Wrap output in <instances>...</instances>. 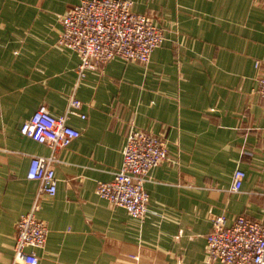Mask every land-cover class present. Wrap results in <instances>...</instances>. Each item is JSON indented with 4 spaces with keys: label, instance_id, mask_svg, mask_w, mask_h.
<instances>
[{
    "label": "crops",
    "instance_id": "obj_1",
    "mask_svg": "<svg viewBox=\"0 0 264 264\" xmlns=\"http://www.w3.org/2000/svg\"><path fill=\"white\" fill-rule=\"evenodd\" d=\"M79 0H0V264L15 260L16 223L38 182L33 155L53 156L57 189L41 194L48 226L36 264H222L206 235L215 215L264 223V0H132L165 30L149 62L115 57L79 78L77 54L57 43L61 16ZM80 135L53 148L19 127L41 105L54 115L69 97ZM163 137L168 158L148 172L149 210L131 216L95 192L122 161L126 133ZM245 177L231 191L232 174ZM128 256H136L130 261Z\"/></svg>",
    "mask_w": 264,
    "mask_h": 264
},
{
    "label": "built area",
    "instance_id": "obj_2",
    "mask_svg": "<svg viewBox=\"0 0 264 264\" xmlns=\"http://www.w3.org/2000/svg\"><path fill=\"white\" fill-rule=\"evenodd\" d=\"M62 30L57 43L73 50L79 57V78L85 70L97 68L118 57L125 61L147 64L153 50L165 39V29L151 16L135 12L132 0H79L61 16ZM255 91L264 96V65ZM81 100L71 95L65 111L52 114L45 105L39 106L19 127L20 132L53 148L65 147L80 135V130L68 124L70 115L84 118ZM168 158L166 140L149 131L131 127L126 133L120 166L112 179L98 181L95 192L114 206L123 207L131 216L145 217L149 210V194L145 189L148 172ZM53 156L33 155L26 173L38 182V191L28 211L16 223L14 259L36 264V248L45 245L48 226L38 217L39 196L54 195L57 189ZM245 173L236 168L232 174L231 191H239ZM210 258L222 264H264V223L240 214L230 224L224 214L215 215L206 235ZM1 258V255H0ZM128 260H137L128 256Z\"/></svg>",
    "mask_w": 264,
    "mask_h": 264
}]
</instances>
